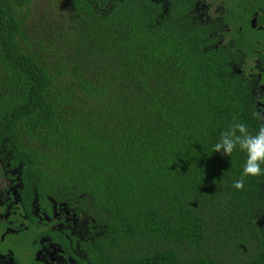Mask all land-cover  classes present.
<instances>
[{
    "label": "trees",
    "instance_id": "trees-1",
    "mask_svg": "<svg viewBox=\"0 0 264 264\" xmlns=\"http://www.w3.org/2000/svg\"><path fill=\"white\" fill-rule=\"evenodd\" d=\"M156 2L0 0V148L81 197L94 264H264V174L237 190L246 153L213 148L264 123L251 87Z\"/></svg>",
    "mask_w": 264,
    "mask_h": 264
},
{
    "label": "flooded vegetation",
    "instance_id": "flooded-vegetation-1",
    "mask_svg": "<svg viewBox=\"0 0 264 264\" xmlns=\"http://www.w3.org/2000/svg\"><path fill=\"white\" fill-rule=\"evenodd\" d=\"M156 1L164 19L169 0ZM178 1L189 4L184 17L203 29V52L244 79L264 113V0ZM1 149L0 264H94L97 223L81 197L69 200L47 182L23 177L22 165Z\"/></svg>",
    "mask_w": 264,
    "mask_h": 264
},
{
    "label": "clouds",
    "instance_id": "clouds-1",
    "mask_svg": "<svg viewBox=\"0 0 264 264\" xmlns=\"http://www.w3.org/2000/svg\"><path fill=\"white\" fill-rule=\"evenodd\" d=\"M253 116L264 121V113L254 112ZM213 148L215 153H221L227 157H230L237 148L246 153L243 175L233 182L237 190H243L246 177L264 174V168L261 167L264 165V123H261L253 134L245 123L234 121L221 133L219 141Z\"/></svg>",
    "mask_w": 264,
    "mask_h": 264
}]
</instances>
